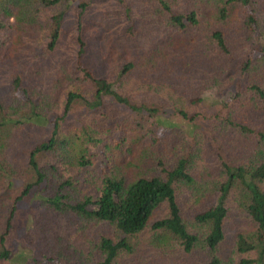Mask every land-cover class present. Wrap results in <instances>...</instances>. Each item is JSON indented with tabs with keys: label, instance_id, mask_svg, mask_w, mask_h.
Returning a JSON list of instances; mask_svg holds the SVG:
<instances>
[{
	"label": "trees",
	"instance_id": "obj_1",
	"mask_svg": "<svg viewBox=\"0 0 264 264\" xmlns=\"http://www.w3.org/2000/svg\"><path fill=\"white\" fill-rule=\"evenodd\" d=\"M143 1L138 13L145 23L141 32L155 28L150 35H163L160 48L152 47L145 61L134 59L136 47L127 49L130 56L116 70L115 81L109 82L83 62L85 44L78 34L76 61L73 67L60 66L41 108L35 102L36 91L23 85L24 72L15 65L18 57L33 61L38 52L55 53L69 0H0V70L10 74L9 91L2 94L0 89V190L13 178H34L1 214L0 244L17 202L45 182L42 205L48 211L46 216L38 214L32 234L43 264H60L65 246L75 243L79 264H115L133 252L131 239L147 229L156 233L153 243L171 237L185 253L202 248L206 264H222L232 202L250 220L253 233L235 235L233 257L226 264H264V47L257 58L248 54L228 79L234 95L230 105L212 116L213 151L202 148L199 136L189 142L177 130L154 141L152 129L158 122L151 121L162 108L186 121L196 120L185 105L201 100L195 91L218 82L236 48L246 50L242 41L250 40L259 25L251 7L258 0ZM119 2L133 31L135 11L126 0ZM80 8L83 11L86 5ZM191 46L209 74L203 76L201 68L198 77L187 78L186 67L193 61H187L185 53ZM159 49L161 65L155 61ZM173 53L175 64L168 65ZM138 70L144 84L136 82ZM69 85L73 90L67 91L62 115L54 118L49 136L35 138V128L29 133L30 128L44 116L45 108L56 106ZM144 87L152 97L135 100L133 94ZM106 98L132 113L145 112L148 118L132 119L133 123L115 118ZM79 101L89 117L80 128L62 132L61 122ZM126 153L130 159L125 162L120 157ZM202 154L209 158L198 164ZM182 203L204 207L188 220L182 215ZM4 205L0 195V207ZM163 208L165 216L157 218ZM61 220L69 224L60 225ZM70 230L77 241L66 236ZM8 258L9 251L0 252V261Z\"/></svg>",
	"mask_w": 264,
	"mask_h": 264
},
{
	"label": "rangeland",
	"instance_id": "obj_2",
	"mask_svg": "<svg viewBox=\"0 0 264 264\" xmlns=\"http://www.w3.org/2000/svg\"><path fill=\"white\" fill-rule=\"evenodd\" d=\"M126 1L132 5L131 8L135 11L134 21L136 24L133 26V31H129L132 24L128 17L125 16L123 6L119 0H69L70 9L63 24L62 37L55 53L46 56L38 52L40 55L33 61L24 60L21 57L17 58V66L15 65V67L17 69L19 68L18 72H24L23 85L31 91H36L37 97L35 98V102L37 106L43 108L39 103L44 94L50 92L55 73H58L60 66L63 63H68L73 67L78 52L76 42L78 34L81 35L85 44L83 62L98 78L106 79L109 82L115 81L116 70L120 69L124 63V58L130 56V52L127 49L136 47V50L132 49L134 59L138 58L141 61H145L147 53L152 47L160 48L163 35L159 33H156L155 36L150 35L151 33L155 34V28L152 30L151 28H145L141 32L145 27V23L138 13L145 6L146 2L143 0ZM81 4L86 5L83 11L80 8ZM251 7L256 11L255 15L258 17L259 25L252 33L250 40L245 38L242 41V44H246V50L241 47L236 48L233 52L231 62L220 73L218 82L211 87L208 85L200 91H195L201 97V100L194 104H186L184 107L190 116L197 115L196 120L194 122L186 121L173 114L171 109L162 108V111L151 119V121L158 122L152 129L154 141L171 136L177 130L183 134L184 140L192 142L197 135L199 136L198 139L200 142L203 143V149H208L210 152L214 150L212 146V116L222 109L224 105H230L234 95L233 85L229 83L228 79L236 72L248 54H251L253 58H257L261 55L262 48L264 47V0H258L257 4L253 2V6ZM79 22L80 26H77ZM194 49V46H191L189 48L191 51L185 53L187 61H193L192 64L190 63L191 65L188 64L186 67L185 72L188 73L190 71L188 76L186 73L187 78H190V76L193 78L198 77L201 68V74L203 76L209 74L208 67L204 65L201 57L199 60ZM162 53L163 50L159 49L155 56V61L159 65L164 62ZM175 61L173 53V56L168 58L167 64L173 65ZM9 76L8 70H0V89L2 94H6L9 91ZM135 79L137 83L142 82L144 84L145 82V77L139 70L137 71ZM68 90H73V86L69 85L65 87L63 94L56 100V106L45 108L43 110L44 116L36 120L35 126L30 128L31 131L29 130V133H33L34 131L32 129L35 128V138H38L40 134L42 138L49 136L54 118L62 115V102ZM133 97L137 101H146L152 97V93L147 87H144L139 93H134ZM105 103L115 118L120 120H131L132 122V119L134 121H143L148 118L147 113H132L123 106L114 103L111 98H106ZM89 115L90 112L87 107L79 101L72 107L71 112L65 116L63 122H61V131L68 133L71 128H80L84 125ZM135 124L136 122H134ZM131 129L133 131L135 130L133 127ZM201 158L202 160H199L198 164L209 157L202 154ZM120 159L126 162L130 159V156L126 153ZM101 166L104 165L102 164ZM33 179L31 176L28 179L13 178L8 187L0 190V195L6 204L0 207V216L7 212L9 203L21 193L26 183L29 180L33 181ZM45 186L46 183L44 182L39 186L31 188L28 194L21 201L17 202L11 227L5 236L4 242L0 244V252L4 249L9 251V258L6 261L1 260L0 264H43L37 242L32 234L38 214L45 213V216L47 215V207L42 205V198L46 197L44 193ZM230 206L231 213L225 227L226 241L222 245L221 256L224 259H221L222 264H226L233 257L232 244L235 235L242 232L245 235L253 233V226L250 220L238 208V204L232 202ZM203 207L193 206L191 203H182V215L188 220H193L194 215ZM165 213V209L163 208L156 217L162 218L165 216ZM53 219L51 217V220ZM63 223L66 225L69 224L61 220L60 225ZM2 225L3 222L0 219V230L3 229ZM102 231L113 236V232L110 229H104ZM63 232L60 231V234H63ZM69 234L77 241V237L75 238L76 233L73 230L66 233V236L69 237ZM155 235V232L152 233L147 229L144 233L133 237L131 239L133 252L129 255H122L115 264L207 263V252L204 253L202 248H196L193 252L187 254L183 251V248L176 239H172L171 237L167 238L168 236L164 237L167 239L161 244L153 243L152 239ZM68 249H70V252H68ZM76 250V243L73 246L66 245L64 254L60 258L58 257L59 263L79 264Z\"/></svg>",
	"mask_w": 264,
	"mask_h": 264
}]
</instances>
